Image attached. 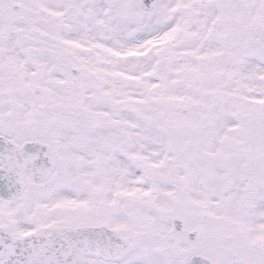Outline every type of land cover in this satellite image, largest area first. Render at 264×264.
<instances>
[{
	"label": "snow or ice",
	"instance_id": "6c2138e0",
	"mask_svg": "<svg viewBox=\"0 0 264 264\" xmlns=\"http://www.w3.org/2000/svg\"><path fill=\"white\" fill-rule=\"evenodd\" d=\"M0 264H264V0H0Z\"/></svg>",
	"mask_w": 264,
	"mask_h": 264
}]
</instances>
